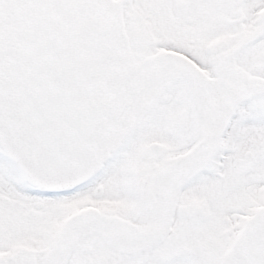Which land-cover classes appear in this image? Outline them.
<instances>
[{"label":"snow or ice","instance_id":"6c2138e0","mask_svg":"<svg viewBox=\"0 0 264 264\" xmlns=\"http://www.w3.org/2000/svg\"><path fill=\"white\" fill-rule=\"evenodd\" d=\"M0 264H264V0H0Z\"/></svg>","mask_w":264,"mask_h":264}]
</instances>
